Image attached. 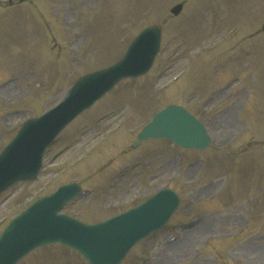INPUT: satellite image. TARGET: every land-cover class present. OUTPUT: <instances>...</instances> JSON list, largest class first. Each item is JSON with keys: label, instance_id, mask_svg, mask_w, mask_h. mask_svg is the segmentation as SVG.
I'll list each match as a JSON object with an SVG mask.
<instances>
[{"label": "rangeland", "instance_id": "rangeland-1", "mask_svg": "<svg viewBox=\"0 0 264 264\" xmlns=\"http://www.w3.org/2000/svg\"><path fill=\"white\" fill-rule=\"evenodd\" d=\"M179 2L182 11L171 15ZM263 20L264 0H0V85L15 79L0 86V149L75 78L117 60L142 28H162L149 72L121 81L66 127L35 181L0 195V231L36 196L73 177L90 192L64 212L88 222L170 185L181 199L170 227L138 243L122 264H264ZM169 102L204 119L211 149L182 151L164 140L131 148ZM135 160L140 165L121 177ZM198 216L203 221L176 245L167 243L173 226ZM29 256L21 264H86L58 245Z\"/></svg>", "mask_w": 264, "mask_h": 264}, {"label": "water", "instance_id": "water-1", "mask_svg": "<svg viewBox=\"0 0 264 264\" xmlns=\"http://www.w3.org/2000/svg\"><path fill=\"white\" fill-rule=\"evenodd\" d=\"M158 43L159 29L145 30L119 63L79 78L59 108L41 119L28 121L0 154V190L15 180L33 178L44 147L63 125L122 77L145 71ZM71 104L73 106L67 112L53 120L54 113ZM34 130L35 134L32 133ZM150 136L172 138L186 146L208 144L203 127L177 106H169L158 113L135 144ZM70 195L71 192H58L43 198L15 218L0 238V264H14L29 250L52 241H61L78 249L92 264H117L136 241L162 225L176 207L172 195L164 192L138 208L92 226L63 216L55 217V211ZM49 229H53L52 232Z\"/></svg>", "mask_w": 264, "mask_h": 264}, {"label": "bare ground", "instance_id": "bare-ground-1", "mask_svg": "<svg viewBox=\"0 0 264 264\" xmlns=\"http://www.w3.org/2000/svg\"><path fill=\"white\" fill-rule=\"evenodd\" d=\"M94 104H95V103H94ZM60 106H61V105H60ZM177 243H178V242H176V243H175V242H173V244H175V245H176Z\"/></svg>", "mask_w": 264, "mask_h": 264}]
</instances>
